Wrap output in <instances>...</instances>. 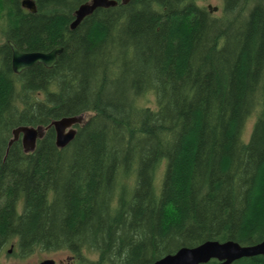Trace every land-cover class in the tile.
<instances>
[{
    "label": "trees",
    "instance_id": "trees-1",
    "mask_svg": "<svg viewBox=\"0 0 264 264\" xmlns=\"http://www.w3.org/2000/svg\"><path fill=\"white\" fill-rule=\"evenodd\" d=\"M21 1L0 0V251L152 264L206 241H263L264 0H221L220 15L199 0H115L74 30L90 0H33L35 13ZM8 41L63 52L15 74ZM79 116L57 148L50 124ZM21 126L44 129L31 152L9 145Z\"/></svg>",
    "mask_w": 264,
    "mask_h": 264
},
{
    "label": "water",
    "instance_id": "water-1",
    "mask_svg": "<svg viewBox=\"0 0 264 264\" xmlns=\"http://www.w3.org/2000/svg\"><path fill=\"white\" fill-rule=\"evenodd\" d=\"M115 0H90L78 6L74 12V19L70 23V29L74 30L80 22L91 15L96 9L115 7ZM21 7L30 13H35V3L33 0H22ZM216 8L211 9L208 6V12L211 14ZM11 50V68L13 73L20 74L22 71L31 68L36 64H41L46 68H51L56 62L58 56L63 52L62 47H55L47 53L41 52H22L11 41H8ZM82 116L64 117L53 121L50 127L55 132V145L63 149L69 145L76 134L75 125L81 122ZM44 134L42 127L21 126L12 132V141L20 137L25 152L34 150L36 141ZM262 256L264 258V239L258 244L241 246L233 241L218 242L206 241L195 247H183L173 254H168L152 264H205L210 260H217L222 264H231L241 258ZM39 264H55L51 259H46Z\"/></svg>",
    "mask_w": 264,
    "mask_h": 264
},
{
    "label": "rangeland",
    "instance_id": "rangeland-1",
    "mask_svg": "<svg viewBox=\"0 0 264 264\" xmlns=\"http://www.w3.org/2000/svg\"><path fill=\"white\" fill-rule=\"evenodd\" d=\"M198 4L208 10V6L211 7V9L216 8V11H213L211 14L214 15H220L221 8H222V1L221 0H199ZM140 103L142 104H148L150 106H153V99L150 95H148L144 100H142ZM84 117L82 116L81 122L84 121ZM253 119H249L243 130L242 138L245 142L248 141L252 127H253ZM79 123V124H80ZM165 170V162L161 161L157 168L155 169V176H154V186L156 189V192L158 191V188H160V184L164 175ZM86 258L90 260L95 259V255L91 253H84ZM51 259L55 262V264H74L75 258L74 256L69 252H55V253H43V252H35L32 255L28 257L21 258L16 254V249L14 244L9 245L0 251V264H39L43 260Z\"/></svg>",
    "mask_w": 264,
    "mask_h": 264
}]
</instances>
